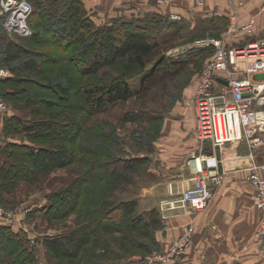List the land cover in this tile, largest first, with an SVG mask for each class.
Wrapping results in <instances>:
<instances>
[{
	"label": "rangeland",
	"instance_id": "obj_1",
	"mask_svg": "<svg viewBox=\"0 0 264 264\" xmlns=\"http://www.w3.org/2000/svg\"><path fill=\"white\" fill-rule=\"evenodd\" d=\"M40 1L37 0V2ZM80 1L86 10L90 11L95 28L109 27L116 21L147 16L144 21L136 20L137 23L146 25L145 21L151 13L160 14L170 22H177L179 29L166 28L162 35L161 31L159 33L163 40V51L166 57L170 61L179 59L185 61L180 62L183 65H174L170 75L163 80L160 79V84L153 87L148 94L142 95L146 96L144 100L133 97L128 102L117 103L97 112L88 111L89 109L83 103V95L78 94V90L88 81L109 83L117 76V68L114 66L103 67L94 73H90L92 67L88 69L86 66L88 71L84 74L83 66L80 65L84 60L78 63V61L64 58L57 64L42 67L46 74L35 77L38 82L18 84V87H25L29 91L18 95L13 94V96H6L2 91L0 92V98L8 108V112L0 113V209L4 215L0 218V264L68 263L66 259L55 258L48 248L47 241L75 230L77 226H75L74 218L86 205L96 207L93 194L104 191L109 183L107 174L102 177L101 173H97L96 179L84 180L83 173L92 169V164L96 161L102 164L108 163V169L112 171V169L121 170L127 161L143 159V162L135 163L136 172L130 174L128 184H120L115 202L133 201L137 205V215H145L144 220L148 221V216L152 212L156 217L158 213L161 220L158 230L151 229L153 239L151 236L149 238L143 235L138 236L141 241L138 246H130L127 251H114V255H111L112 261L122 262V264H138L139 261L156 264L151 263V259L156 255H166L171 244L180 236L178 234L176 238L170 240L171 234L168 235L167 230L173 225L170 220L179 216L177 212L179 209L171 211L167 206H162L166 198L163 197V189L160 185L165 174L164 169L170 167L168 155L170 151L165 152L164 149H170L169 138L173 136L177 128L171 120L180 118L182 109L185 111L188 108L193 109L190 100L194 93L189 97L190 92L192 90L195 92L202 67L213 58L214 51L207 48L203 49L206 51L205 54L199 53L191 60L185 57L196 50H201L192 47L199 39H223L227 34L229 23L217 17L216 13L215 15L202 14L201 8L194 3L182 2V5L179 0L176 2L165 0L162 3L159 0ZM230 3L232 13L238 11L240 17L244 9L245 13L250 15L264 7V0H231ZM48 6H51L50 2L44 0L42 7ZM174 16H179L181 19L176 20ZM73 30V25H68V31L74 32ZM95 31L97 30L90 32L93 36L92 41L97 40ZM49 35L50 33L44 34L45 44L40 49L56 52L58 48L49 42ZM262 36L264 37V30L260 28L253 39ZM7 38L22 42V39L27 36L8 31L0 26V51H3L4 45L7 44ZM75 40L76 38L73 37L70 41L71 54L75 51L76 55L79 54L83 58L86 46L81 44L76 47ZM163 70V67H157L154 75L161 76ZM150 71H154V67H149L147 72ZM50 76L53 80L49 78ZM44 79L68 87L69 98L60 99L55 91L40 85L43 81L45 82ZM69 79H73L75 83L70 85ZM140 81L141 78H136L131 82L134 91L138 90ZM7 86L8 91H11L13 85ZM28 96L34 97L35 100L48 101L49 104H39L36 108L27 111L25 101ZM145 109L149 110L148 115L143 113ZM52 113H58L56 120L60 123L70 121L65 116H61L65 113L73 117L75 121L84 123V126L66 140L74 153V157L68 164L50 174L34 177L31 163H29V153L41 145L51 147L53 141L51 136L33 139L21 130L28 123L27 121H46ZM128 116L134 117L136 121H128ZM165 153L168 157H163ZM2 154L6 156L3 157ZM84 161L86 163H83ZM152 191L155 197H161L156 200L158 207L153 206L154 201L149 196ZM75 194L79 195L78 201L75 200L76 203L72 196ZM167 199L165 201H168ZM70 203H74L75 207H70ZM106 221L119 223L120 214L113 212ZM102 235L109 240L125 236L124 230L120 233L113 231ZM95 243V237H93L91 249L96 248ZM4 258L8 259L7 263H2Z\"/></svg>",
	"mask_w": 264,
	"mask_h": 264
},
{
	"label": "trees",
	"instance_id": "obj_2",
	"mask_svg": "<svg viewBox=\"0 0 264 264\" xmlns=\"http://www.w3.org/2000/svg\"><path fill=\"white\" fill-rule=\"evenodd\" d=\"M29 1L33 6V13L29 18L32 34L22 39V42L7 38V44L4 45L3 51H0L2 54V57L0 54V68L8 69L12 74L11 77L0 79V92L2 91L6 96L29 91L25 87H18V84L38 82L35 77L46 74L42 67L57 64L64 58L78 61V63H80V60H84L83 64L80 63L83 66L82 73L84 74L87 73L90 67H92L90 73H94L103 67L114 66L117 68V76L111 79L109 83L88 81L81 86L79 92L77 91L78 94L83 95V103L89 109L88 111L97 112L117 103L128 102L133 97L144 100L146 96L142 95L148 94L153 87L160 84V79L163 80V78L170 75L171 69L175 67L174 65H183L180 62L185 61L182 59L170 61L166 57L163 51V40L160 36L166 28L176 30L179 29V26L177 22H170L160 14H149L150 16L145 21L146 25L139 24L136 20L144 21L147 16L139 19L120 20L109 27L95 28L90 11L86 10L80 0H47L51 6L45 8L42 7L44 0L40 2H37V0ZM219 18L227 20V23L230 22L228 17ZM71 24L74 27V32L68 31V25ZM92 30H97L94 32L97 42L91 39L93 38L90 33ZM45 33H50L51 37L49 35L48 40L58 48V51L50 52L48 49L41 51L40 47L45 44L43 42L46 37L44 36ZM73 37L76 38V47L81 44L84 47L86 46L83 51V58L79 54L76 55L75 51L71 54L70 41ZM88 43L90 44L88 45ZM199 53L205 54L206 51L203 49L196 50V52L190 53L185 58L191 60L193 56ZM86 66H88V69ZM149 67H154V71L147 72ZM157 67H163L164 69L161 76L154 75ZM49 78L53 80L51 76ZM136 78H141V81L138 84V90L134 91L131 82ZM44 80L45 82L43 81L40 85L46 86L48 90L55 91L60 99L69 98L68 87ZM69 81L70 85L75 83L73 79H69ZM7 85H13L11 91H8ZM7 92L9 93L7 94ZM75 94H77L76 91ZM33 98L27 97L25 110L34 109L39 104H49L48 101H41L42 99H37L39 100L37 101ZM143 111H145L144 114L148 115L149 110L145 109ZM49 115L50 118L46 121H27L28 123L21 130L33 139L51 136L53 141L51 147L41 145L32 149L29 153V163H31L34 177H36L35 175L50 174L68 164L69 160L74 157V153L67 145L66 140L84 126V123L75 121L73 117L65 113H62L61 116L70 119L67 123H60L56 120L58 113ZM127 120L136 121L134 117L130 116L127 117ZM3 154L2 156L5 157L6 155ZM138 161L143 162V159L124 162L125 164L121 167V170L112 169V171H109L108 163L102 164L96 161L92 164V169L83 173L85 175L84 180L96 179L98 177L97 173H101L102 177L107 174L109 183L104 191H97L93 194L92 197L96 201V207L86 205L85 208L77 212L74 218L75 226H77L75 230L47 241L48 248L56 259H66L68 262L66 264H122V262L112 261L111 255H114V251H127L130 246H138L141 242L138 236L152 237L151 229L156 231L161 225L158 213L157 217L154 212L150 213L149 220L146 221L144 220L145 215H137L135 202H115L116 192L121 186L120 184H128L130 174L136 172L134 165ZM83 163H86V161ZM79 186L82 189L81 185ZM72 196H74V203H76L75 200L78 201L79 195ZM74 203H70L69 206L74 208ZM113 212L120 214L119 223L106 221L107 217ZM123 230L124 237L109 240L108 237L104 238L102 235L113 231L120 233ZM93 237H95L96 248L91 249ZM150 251L149 249L148 252L150 253ZM7 262L8 259L6 258L2 260V263ZM12 264H15V262ZM138 264L146 263L139 261Z\"/></svg>",
	"mask_w": 264,
	"mask_h": 264
},
{
	"label": "built area",
	"instance_id": "obj_3",
	"mask_svg": "<svg viewBox=\"0 0 264 264\" xmlns=\"http://www.w3.org/2000/svg\"><path fill=\"white\" fill-rule=\"evenodd\" d=\"M193 1L198 7L207 3V0ZM32 13L29 0H0V26L8 31L30 36ZM173 18L181 19L179 16ZM261 20L264 21V7L243 22L235 11L229 17V28L223 39H199L192 46L214 49L213 58L202 67L198 86L190 100L195 113L196 138L201 146L209 142L215 150L246 141L251 161L255 152L264 148V37L253 39ZM10 75L8 69L0 68V78ZM6 112L8 108L0 98V113ZM189 163L196 173L192 186L177 198L164 199L162 206L171 211L189 207L200 214L223 180L221 160L216 154L203 153ZM249 171L248 180L255 189L254 204L264 213V164H254ZM3 216L0 209V218ZM194 233L193 224L185 225L168 253L156 255L150 262L177 264L189 249ZM257 238L258 241L264 238V216Z\"/></svg>",
	"mask_w": 264,
	"mask_h": 264
},
{
	"label": "crops",
	"instance_id": "obj_4",
	"mask_svg": "<svg viewBox=\"0 0 264 264\" xmlns=\"http://www.w3.org/2000/svg\"><path fill=\"white\" fill-rule=\"evenodd\" d=\"M230 1L207 0L200 7V12L229 18L233 10ZM179 2L194 3L193 0ZM252 14L245 13L244 9L240 20L243 22ZM263 25L264 21H259L257 31L260 28L264 30ZM193 93L192 90L189 97ZM171 121L177 128L169 138L170 149H164L165 152L170 151V167L164 169L160 185L163 197L177 198L183 190L192 186L196 173L189 162L203 153L219 157L223 175L221 184L214 189L202 213L196 214L188 207L179 209V216L170 220L173 224L167 229L168 235L171 234L170 240L180 235L185 225L193 224L195 227L191 245L177 264H264V238L262 241L257 238L264 213L254 204L255 189L248 180L249 169L254 164H264V148L257 150L251 161L246 141L233 142L219 150H215L209 142L201 146L196 138L195 113L191 108L187 111L182 109L180 118ZM163 157H168L167 153ZM153 191L149 196L154 201L153 206L158 207L156 200L161 197H155Z\"/></svg>",
	"mask_w": 264,
	"mask_h": 264
}]
</instances>
